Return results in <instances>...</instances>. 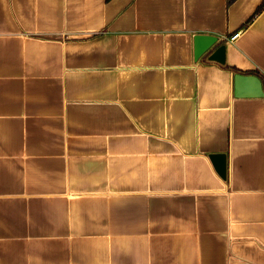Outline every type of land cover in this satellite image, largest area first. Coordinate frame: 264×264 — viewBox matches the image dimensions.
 Here are the masks:
<instances>
[{"label": "crops", "instance_id": "1", "mask_svg": "<svg viewBox=\"0 0 264 264\" xmlns=\"http://www.w3.org/2000/svg\"><path fill=\"white\" fill-rule=\"evenodd\" d=\"M262 2L0 0V264H264Z\"/></svg>", "mask_w": 264, "mask_h": 264}, {"label": "water", "instance_id": "2", "mask_svg": "<svg viewBox=\"0 0 264 264\" xmlns=\"http://www.w3.org/2000/svg\"><path fill=\"white\" fill-rule=\"evenodd\" d=\"M218 43L217 37L210 34H196L194 37L193 56L198 59L201 55L209 52L207 59L218 63H224L225 45ZM214 47V48H213ZM234 94L236 96H262V84L255 74L236 73L234 75ZM211 163L221 178L226 177V155L225 153H209Z\"/></svg>", "mask_w": 264, "mask_h": 264}, {"label": "trees", "instance_id": "3", "mask_svg": "<svg viewBox=\"0 0 264 264\" xmlns=\"http://www.w3.org/2000/svg\"><path fill=\"white\" fill-rule=\"evenodd\" d=\"M226 1V6H230L231 4H233L236 0H225ZM264 9V0L263 2L255 9L254 13L252 14V16L248 19L247 23L250 22L255 15H257L259 12H261V10ZM232 70H234L235 72L237 73H243V74H255V75H258L259 78L261 79L262 81V84H263V88H264V77H262L259 72L257 70H247V71H241L239 69H236V68H232Z\"/></svg>", "mask_w": 264, "mask_h": 264}, {"label": "built area", "instance_id": "4", "mask_svg": "<svg viewBox=\"0 0 264 264\" xmlns=\"http://www.w3.org/2000/svg\"><path fill=\"white\" fill-rule=\"evenodd\" d=\"M239 32L234 33L232 36L229 37L230 40H234L238 36Z\"/></svg>", "mask_w": 264, "mask_h": 264}]
</instances>
